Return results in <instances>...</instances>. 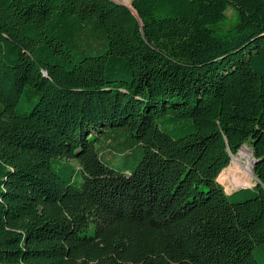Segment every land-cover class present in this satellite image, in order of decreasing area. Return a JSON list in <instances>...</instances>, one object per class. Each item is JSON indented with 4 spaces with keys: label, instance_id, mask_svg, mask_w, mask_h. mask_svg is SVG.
Returning a JSON list of instances; mask_svg holds the SVG:
<instances>
[{
    "label": "trees",
    "instance_id": "1",
    "mask_svg": "<svg viewBox=\"0 0 264 264\" xmlns=\"http://www.w3.org/2000/svg\"><path fill=\"white\" fill-rule=\"evenodd\" d=\"M131 9L0 0V264H264V0Z\"/></svg>",
    "mask_w": 264,
    "mask_h": 264
},
{
    "label": "rangeland",
    "instance_id": "2",
    "mask_svg": "<svg viewBox=\"0 0 264 264\" xmlns=\"http://www.w3.org/2000/svg\"><path fill=\"white\" fill-rule=\"evenodd\" d=\"M112 1H115L119 4H123L127 7H131V2H132V0H112ZM226 17H227V19L225 20V22L221 24L222 29H227L228 27H230L235 22L236 14L232 10L229 9L226 12ZM234 157L239 158L237 162L242 167H245L247 164H250V163L253 164L254 159H253L252 152L245 145L239 150L237 155H235ZM234 161H235L234 158H231V162H230L229 166L225 169L226 171L228 170V168L230 166L233 165ZM217 181L224 188L226 194L230 195L232 192H234L238 189L252 187L254 185L255 178H254V176H251L250 184L245 186V187H241V186L236 187L234 185H231L228 179H226L225 181H222V182L217 179Z\"/></svg>",
    "mask_w": 264,
    "mask_h": 264
},
{
    "label": "bare ground",
    "instance_id": "3",
    "mask_svg": "<svg viewBox=\"0 0 264 264\" xmlns=\"http://www.w3.org/2000/svg\"><path fill=\"white\" fill-rule=\"evenodd\" d=\"M234 163L232 166L228 168V172L226 170H223L221 174L218 177L219 181H225L226 179L229 180L231 185H234L236 187L241 186L245 187L250 184L251 182V176H253L252 173V166L253 164H247L245 167H242L237 161L238 157H233ZM227 173V174H226Z\"/></svg>",
    "mask_w": 264,
    "mask_h": 264
},
{
    "label": "water",
    "instance_id": "4",
    "mask_svg": "<svg viewBox=\"0 0 264 264\" xmlns=\"http://www.w3.org/2000/svg\"><path fill=\"white\" fill-rule=\"evenodd\" d=\"M112 1V0H111ZM113 2H115V1H113ZM115 3H117V2H115ZM119 4V3H118ZM121 5H123V4H121ZM123 6H125V5H123ZM127 7V6H126ZM128 9H130V10H132L131 9V7H127ZM234 156H232L231 158H233ZM253 167H254V161H253V166H252V170H253ZM252 173H253V171H252ZM253 176H254V173H253ZM232 194V193H231Z\"/></svg>",
    "mask_w": 264,
    "mask_h": 264
}]
</instances>
